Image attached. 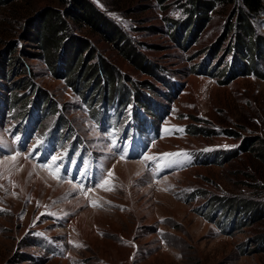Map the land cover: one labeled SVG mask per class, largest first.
Returning a JSON list of instances; mask_svg holds the SVG:
<instances>
[{
    "label": "rangeland",
    "instance_id": "rangeland-1",
    "mask_svg": "<svg viewBox=\"0 0 264 264\" xmlns=\"http://www.w3.org/2000/svg\"><path fill=\"white\" fill-rule=\"evenodd\" d=\"M89 1L121 26L159 76L166 75L162 77L172 84L169 87L160 77L137 68L113 42L68 17L70 31L87 38L94 50L88 67L105 58L126 74L125 85L151 96L170 115L155 121L161 133L151 128L135 131L137 121L126 122L122 115L125 127L136 133L123 134L119 143L110 140V133L100 131L96 123L106 118L112 123L107 117L110 110L119 116L127 108L115 96L111 101L88 97V108H83L81 89H72L59 74L55 77L43 50L28 39L31 26L48 31L47 14L55 9L66 15L72 1L0 2V75L1 70L4 73L0 85L1 96H7V101H0V146L16 154L0 152V264H264V162L257 155L264 148V78L239 73L232 65L233 53L240 55L239 37L250 40L241 33L237 19L240 2L218 3L196 39L189 41L185 35L177 41L172 31L189 17V0ZM258 17L252 18L257 41L264 39V11ZM11 70L17 73L7 75ZM25 75L46 90L50 100L63 105L61 118L56 111L43 117L39 108H31L39 89L19 88L15 81ZM131 104L135 105L133 99ZM24 105L22 115L32 111L35 127L72 125V136L67 126H57L62 128L56 133L59 147H73L84 138L86 148L91 145L99 157L110 158L111 185L99 193L103 206H90L74 183L56 180L47 173L57 174L56 170L40 168L27 158L31 151L23 150V141L14 149L10 129L19 125L14 108L19 111ZM186 124H201L205 132L188 134ZM134 136H140L143 158L121 159L111 148L117 144L129 148ZM220 152L236 156L221 161ZM180 156L188 158L186 170L154 177L149 169L161 158ZM194 189L195 197L189 195ZM73 199L83 203H71ZM243 201L258 210L246 211ZM205 206L210 218L201 214Z\"/></svg>",
    "mask_w": 264,
    "mask_h": 264
},
{
    "label": "trees",
    "instance_id": "trees-1",
    "mask_svg": "<svg viewBox=\"0 0 264 264\" xmlns=\"http://www.w3.org/2000/svg\"><path fill=\"white\" fill-rule=\"evenodd\" d=\"M71 1L72 5L66 10V15L55 9H52V11L47 14L48 20L46 23L48 22L49 25L48 31L42 30L44 27L41 28L40 26H31L34 30L30 28L31 30L28 39L37 43L39 48L43 50L44 57L45 59L47 58L48 65L50 66L55 77H57L59 74L58 76L67 80V83L70 84L72 89H81L86 91L84 92L79 90V92L83 93L84 97L82 100L83 108H85V106L88 108L87 98L92 96L99 97L101 101H111L115 96L118 100V104L124 105V109L132 103L133 99L135 104L141 108L145 114V117H143V115L139 113V110L134 111L135 113L133 114V117L134 120L137 121L138 126L142 128L144 122L149 120L156 127L157 124H155V121L157 119L163 121L167 116V112H164V108H162L154 98L147 95L146 93L141 94L133 87H128L125 85L124 81L122 80H125L126 74H124L116 66L109 64L105 58L101 57L100 60L96 62V64H92L91 67H88V62L94 57V50L89 44V40L87 38L79 35L78 33L75 34L70 31L71 26L68 23L67 18L70 17L75 23L79 22L82 25L88 26L92 30L102 34L107 40L113 42V44H115L116 47L119 48V50H121L122 53L136 65L137 68L143 70L144 72H150L152 76H156L157 78L160 77V79L165 82V84L169 83V87L170 84H172L171 80L167 81L165 77H162L166 75L159 76V74L156 72L157 68H155V65L151 63L146 55L135 46L133 43L134 40H132L127 35L124 29L109 17H106L89 0ZM160 1L165 2L167 0ZM189 1V17L186 21H183L184 23H177V25L174 26V30L172 31L173 37H175L177 41H179L181 36L184 38L185 35V38H190L189 41L196 39V36H198V34L202 32V29L205 27L209 17L214 13V9L218 6V3H232L235 0ZM0 2H5V0H0ZM237 2H240L238 9L239 13L237 12V19L240 22V29H242L241 33L244 36L248 35L250 40L247 42L243 40L242 37H239V41L236 43V50L240 55L238 58L237 54L235 55V53H233V68L237 69L239 73H245L244 75L264 78V71L260 69V66L262 65V62H260V56L264 54V39H259V41H257V36L255 35V26L253 24L254 22H252V18L253 20H258L259 14L264 11L262 0H237ZM237 25V23L234 24V26ZM254 45H257V47L260 46V48L256 49ZM16 47L17 45L12 48L10 54H12L15 49H17ZM212 51L216 53L217 49L213 48ZM260 51L263 52L262 55L259 54ZM9 58L11 59V56ZM9 65L13 66V62L10 61ZM22 69L23 72L21 73H25L26 68L23 64ZM12 71L13 70L7 73V75L12 76V74L15 75V73H17ZM1 72L3 73L2 70ZM2 73L0 77L4 78V73ZM208 73L210 74V71ZM233 73L234 72L232 70V75H230L231 77L234 75ZM220 82L222 83V81ZM15 83L21 89H32L34 92L39 89V91H37V93H39L37 95V99L32 101L31 105L41 110L42 113H40V115L43 117L50 113L55 115L54 112L56 111L57 114H59L58 119L61 118L60 110H63V105L59 102H53L52 99L50 100L49 93L46 90L40 89V86L37 87L38 85L36 86L33 80L28 81V78L25 75L22 77V79L15 81ZM4 85L6 84L4 83ZM87 86L89 87L85 89ZM148 86L150 87V85ZM94 87L96 88L95 90ZM101 88L102 93L100 90ZM1 93H4L2 85H0V101H7V96H1ZM15 110L16 109L14 108V114L21 123L26 117V115H22L25 114V105L19 111L16 110L17 113ZM18 114L22 115V117H19ZM196 120L198 122L201 121L200 118H197ZM36 121L37 120H35L34 124ZM39 122L41 121L39 120ZM58 123L59 124H57V126L63 127L65 125L68 127V130H71L72 128L70 123ZM57 126H53L52 129H60L57 128ZM41 129L44 130L43 127H41ZM72 132L73 131L71 130L70 133L72 134ZM203 132H205V130L201 124H194L191 126L188 125L186 127V133L188 134L193 133L194 135H197L202 134ZM228 133H232L233 136L237 135V133L234 131H228ZM77 141L82 143L80 140ZM243 148H245V145H243ZM250 149H252V146L249 148V150ZM219 155L221 161L228 157L231 158L236 156L233 154V152H220ZM257 155H259L261 161L264 162V148L260 149L257 152ZM241 203L244 204H241L243 209H246V211L248 210L253 214L255 210H258L254 207L255 204H251L249 201H243Z\"/></svg>",
    "mask_w": 264,
    "mask_h": 264
},
{
    "label": "crops",
    "instance_id": "crops-1",
    "mask_svg": "<svg viewBox=\"0 0 264 264\" xmlns=\"http://www.w3.org/2000/svg\"><path fill=\"white\" fill-rule=\"evenodd\" d=\"M10 135V134H8ZM123 150V148H122ZM131 153V152H130ZM129 153L128 157L122 158L123 160H127V159H142L140 157H131ZM12 155H16L15 153H10V156ZM161 160V159H160ZM85 159L84 162L85 163ZM110 161V158L108 159H104L101 158L98 162H90L91 163V168L88 171H83V172H79V173H75V174H66L63 171L60 174H54V173H50L47 172L48 174H50L53 178H55L58 181H62V182H69V183H74L77 188L78 191L85 197L86 201H88L89 205L92 207H96L97 205H101L103 206L101 200H103V197H100L99 193H103L100 191H103V189L108 188L111 185L112 180H109V173L111 171V169L108 168V163ZM132 161V160H131ZM187 161V159L185 160V162ZM163 162V164L160 167H155L153 168H149L152 170L153 176L154 177H162L166 174L175 172V171H183L186 170L188 165L183 166V163L180 161V159L177 160H172L170 162H165V161H161ZM94 166V167H93ZM149 167V165H148ZM110 170V171H109ZM112 172V171H111ZM101 176L102 179H100L98 176ZM105 181H107V183H105ZM65 184V183H63ZM75 186V187H76ZM196 190L194 189L192 192H190L189 195L191 196H196L197 192H195ZM210 206H213L212 204H210ZM209 206H205L204 208H201V214L205 217H209L210 218V214H209ZM240 212V211H239ZM238 212V213H239ZM239 216V220L241 221V216L238 214ZM233 221V218H232ZM222 228H224L225 224H221ZM226 227V226H225ZM227 230H224L225 233H227V231L230 229V226ZM221 231V230H220Z\"/></svg>",
    "mask_w": 264,
    "mask_h": 264
},
{
    "label": "bare ground",
    "instance_id": "bare-ground-1",
    "mask_svg": "<svg viewBox=\"0 0 264 264\" xmlns=\"http://www.w3.org/2000/svg\"><path fill=\"white\" fill-rule=\"evenodd\" d=\"M0 139L2 140V135H1V133H0ZM10 145V144H9ZM11 151V150H10ZM12 152V151H11ZM65 184H68V183H65ZM71 203H83V201L82 200H79V199H73V200H71L70 201Z\"/></svg>",
    "mask_w": 264,
    "mask_h": 264
},
{
    "label": "snow or ice",
    "instance_id": "snow-or-ice-1",
    "mask_svg": "<svg viewBox=\"0 0 264 264\" xmlns=\"http://www.w3.org/2000/svg\"><path fill=\"white\" fill-rule=\"evenodd\" d=\"M55 159L56 158L54 157L53 160H55ZM145 159H153V157H145ZM45 167H49V166L46 165ZM111 175H112V173L110 172L109 176H111ZM105 183H107V181H105Z\"/></svg>",
    "mask_w": 264,
    "mask_h": 264
}]
</instances>
